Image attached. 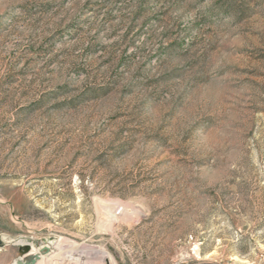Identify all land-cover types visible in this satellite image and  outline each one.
<instances>
[{"label":"rangeland","instance_id":"obj_1","mask_svg":"<svg viewBox=\"0 0 264 264\" xmlns=\"http://www.w3.org/2000/svg\"><path fill=\"white\" fill-rule=\"evenodd\" d=\"M0 239L264 264V0H0Z\"/></svg>","mask_w":264,"mask_h":264},{"label":"bare ground","instance_id":"obj_2","mask_svg":"<svg viewBox=\"0 0 264 264\" xmlns=\"http://www.w3.org/2000/svg\"><path fill=\"white\" fill-rule=\"evenodd\" d=\"M18 243L23 247L27 245L23 239H19ZM60 247L59 249L58 244L54 246V244L50 243L48 244L49 251L43 254L40 249L31 245L30 253L31 255L40 256L36 264H65V261L73 262L75 260L80 261L81 259L89 264H97L100 260H105L108 264H112L108 253L98 247L81 245H64V247Z\"/></svg>","mask_w":264,"mask_h":264},{"label":"water","instance_id":"obj_3","mask_svg":"<svg viewBox=\"0 0 264 264\" xmlns=\"http://www.w3.org/2000/svg\"><path fill=\"white\" fill-rule=\"evenodd\" d=\"M0 247H5V243L2 239H0ZM49 251L48 247H43L41 250V253H47ZM28 253V247H20L18 248V256L15 259V262L13 264H36L39 260V255H27Z\"/></svg>","mask_w":264,"mask_h":264},{"label":"built area","instance_id":"obj_4","mask_svg":"<svg viewBox=\"0 0 264 264\" xmlns=\"http://www.w3.org/2000/svg\"><path fill=\"white\" fill-rule=\"evenodd\" d=\"M19 240V239H18Z\"/></svg>","mask_w":264,"mask_h":264}]
</instances>
